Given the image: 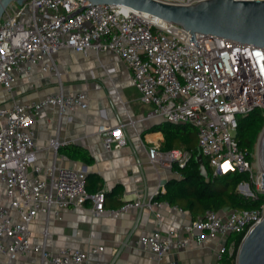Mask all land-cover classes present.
Here are the masks:
<instances>
[{
  "label": "built area",
  "instance_id": "built-area-1",
  "mask_svg": "<svg viewBox=\"0 0 264 264\" xmlns=\"http://www.w3.org/2000/svg\"><path fill=\"white\" fill-rule=\"evenodd\" d=\"M154 1L191 5L204 0ZM62 49L83 54L114 53L130 71L139 101L152 107L151 117L194 127L197 146L213 177L231 172L247 174L256 190L264 193L259 168L236 140L237 115L264 108V48L214 35L195 34L192 39L178 26L118 5L26 0L17 8L7 6L0 18V88L10 93L17 76L30 73L34 67L57 75L54 56ZM87 105L83 92H59L29 102L11 99L10 105H0V183L6 199V204L0 205V253L6 255L7 264L31 249L39 251L50 264H80L86 259L87 252L79 249L51 254L43 244L32 245L29 225L39 214L59 216L64 209L82 208L86 203L95 214L105 212L104 191H87L83 171L51 168L47 178L34 175L40 168L35 165L32 125L43 108L63 113L83 110ZM124 128V123L101 125L98 131L103 148L121 146L125 142ZM49 145L56 151L63 144L53 138ZM146 155L154 167L172 170L182 167L191 151L161 150L153 143ZM238 187L250 189V183L241 182ZM164 192L165 186L160 184L149 199V207L160 206L152 199ZM141 205L140 201L126 202L121 210ZM10 211L16 213L17 220ZM263 213L264 204L251 210H207L183 226L187 236L177 243L183 247L187 239L202 243L206 238L245 234ZM173 233L167 231L165 238L158 232L143 235L137 244L159 262L168 251ZM233 248V241L222 246L218 259ZM101 250L98 247L91 252Z\"/></svg>",
  "mask_w": 264,
  "mask_h": 264
},
{
  "label": "crops",
  "instance_id": "crops-1",
  "mask_svg": "<svg viewBox=\"0 0 264 264\" xmlns=\"http://www.w3.org/2000/svg\"><path fill=\"white\" fill-rule=\"evenodd\" d=\"M54 60L57 75L43 72L38 67L28 74L18 75L10 93L0 88V105H10L11 99L16 102L37 101L59 92L64 95L85 93L86 109L59 113L56 108L45 107L42 115L34 121L35 165L40 168L34 175L47 178L49 169L66 168L83 171L85 177H97L96 186L90 188L105 192V212L95 214L86 203L82 208L64 209L59 216L39 214L29 225L31 244H43L51 254L63 249L87 252L86 259L80 264H109L142 207L138 226L113 264H217L219 249L226 245V238H206L202 243L192 238L180 247L177 241L186 238L183 226L194 219L191 213L166 202H160V206L148 205L160 184L165 186L168 180L179 179L180 175L174 168L154 167L147 158L146 149L153 143L160 146L163 140L160 131L150 132V128L162 120L151 117L152 107L139 101V93L125 64L110 51L96 55L93 51L83 54L62 49L55 54ZM96 84L100 87L96 88ZM131 88H135V92H129ZM120 123L125 124V142L117 148L104 149L99 127H113ZM53 138L61 144L85 149L91 163L55 151L49 145ZM90 183L88 179V187ZM134 201H140L142 205L121 210L126 202ZM5 204L0 183V205ZM10 215L17 220L14 211H10ZM169 230L174 233L167 253L159 262L137 244L143 235L158 232L165 238ZM98 247L102 250L91 252ZM0 264H7L3 253H0ZM13 264L50 263L41 258L39 251L31 249L18 255Z\"/></svg>",
  "mask_w": 264,
  "mask_h": 264
},
{
  "label": "trees",
  "instance_id": "trees-1",
  "mask_svg": "<svg viewBox=\"0 0 264 264\" xmlns=\"http://www.w3.org/2000/svg\"><path fill=\"white\" fill-rule=\"evenodd\" d=\"M264 126V114L259 109H255L238 120L236 129V140L239 147L245 148L249 160L253 161V153L259 133ZM151 131H160L163 140L160 145L161 150L179 149L181 151H191L190 158L182 167H174L179 173V179H170L165 183V192L153 197V201L166 202L173 206H178L188 210L192 217L203 214L205 211H220L224 209L251 210L259 208L264 204V193H259L254 184L249 180L247 174L236 172L219 176H212L208 163L203 160L208 177L204 178L198 171L196 155L198 153L196 131L189 124H173L160 122L150 128ZM58 152L64 153L70 158L81 160L87 164L91 163L89 153L72 144L59 146ZM88 179L89 184L88 187ZM91 179V180H90ZM97 177H85V183L89 192H96L100 188L92 189L96 186ZM241 182H249L253 195L247 196L239 193L236 188ZM105 194V192H104ZM244 236L240 234H230L227 237L226 246L234 242L231 253L225 251L217 260V264H234L237 247Z\"/></svg>",
  "mask_w": 264,
  "mask_h": 264
},
{
  "label": "water",
  "instance_id": "water-1",
  "mask_svg": "<svg viewBox=\"0 0 264 264\" xmlns=\"http://www.w3.org/2000/svg\"><path fill=\"white\" fill-rule=\"evenodd\" d=\"M26 0H0V18L5 8L14 2L18 6ZM91 5L111 4L125 6L146 13L195 34L214 35L229 40L264 48V1L204 0L191 5L165 4L154 0H84ZM77 12L70 15L73 16ZM198 171L208 177L207 168L198 148ZM256 161L260 169L261 190L264 191V126L256 143ZM242 194L251 196L247 188ZM144 203V201H143ZM142 207L109 264H113L138 226ZM234 264H264V213L258 223L242 237L235 254Z\"/></svg>",
  "mask_w": 264,
  "mask_h": 264
},
{
  "label": "rangeland",
  "instance_id": "rangeland-1",
  "mask_svg": "<svg viewBox=\"0 0 264 264\" xmlns=\"http://www.w3.org/2000/svg\"><path fill=\"white\" fill-rule=\"evenodd\" d=\"M8 6H9V9H11V6H13L14 8H17V7H18V5H17L16 3H14V2H11ZM134 89H135V88H131V89L129 90V92H135ZM136 93H137V92H136ZM259 110H260V112H261L262 114H264V108H263V109H259ZM242 117H243L242 115H237V119H238V120H240ZM203 160L207 162L206 158H204V157H203ZM253 163L256 165V145H255V149H254V153H253ZM208 167H209V166H208ZM209 169H210V168H209ZM249 188H250V187H249ZM236 190H237L239 193H241V194H242V192H246L245 189H243L242 187L240 188V187H238V186H237ZM249 190H250V189H249ZM250 191H251V190H250Z\"/></svg>",
  "mask_w": 264,
  "mask_h": 264
},
{
  "label": "bare ground",
  "instance_id": "bare-ground-1",
  "mask_svg": "<svg viewBox=\"0 0 264 264\" xmlns=\"http://www.w3.org/2000/svg\"><path fill=\"white\" fill-rule=\"evenodd\" d=\"M121 7H122L123 9H126V10H131V9L125 7V6H122V5H121ZM131 11H132V10H131ZM145 14H146V13H145ZM147 16H148L149 18L153 19V20L155 19V20L158 21V22H163L162 20H160V19H158V18H155V17H153V16H151V15H148V14H147ZM256 166L259 168L257 161H256ZM259 170H260V169H259ZM260 174H261V172H260ZM242 188L246 190L245 187H242ZM246 191H247V190H246Z\"/></svg>",
  "mask_w": 264,
  "mask_h": 264
}]
</instances>
